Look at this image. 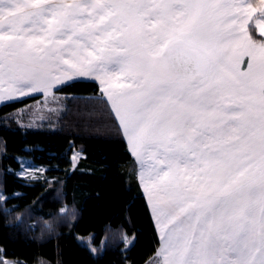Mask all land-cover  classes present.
<instances>
[{"label": "snow or ice", "instance_id": "obj_1", "mask_svg": "<svg viewBox=\"0 0 264 264\" xmlns=\"http://www.w3.org/2000/svg\"><path fill=\"white\" fill-rule=\"evenodd\" d=\"M89 76L141 163L163 264H264V0H0V101Z\"/></svg>", "mask_w": 264, "mask_h": 264}, {"label": "trees", "instance_id": "obj_2", "mask_svg": "<svg viewBox=\"0 0 264 264\" xmlns=\"http://www.w3.org/2000/svg\"><path fill=\"white\" fill-rule=\"evenodd\" d=\"M76 81L58 88L67 108L57 128L6 121L40 95L0 105V193L8 198L0 203V261L146 264L161 240L136 160L99 83ZM76 150L83 155L75 163ZM21 156L46 166L45 177L17 175Z\"/></svg>", "mask_w": 264, "mask_h": 264}, {"label": "rangeland", "instance_id": "obj_3", "mask_svg": "<svg viewBox=\"0 0 264 264\" xmlns=\"http://www.w3.org/2000/svg\"><path fill=\"white\" fill-rule=\"evenodd\" d=\"M251 2H253L254 4H258L259 0H251ZM249 33L250 35H252L253 40H255L257 43L261 42L262 38L259 32H258L259 37L257 36V34L253 33L252 28H249ZM247 65H248V58L244 57L240 65V70L247 71ZM75 79H93L99 83V81L96 80L94 76L83 77V78L76 77ZM60 87L61 86L56 85L47 92L44 91L43 88H41L37 92H29L25 96L19 94L14 95L13 100L27 96H34V95H40V96L32 103L28 104L27 106L22 107L16 110L15 112L11 113L10 115L6 116L7 118L6 121L14 126H20V127L57 128L61 120L62 114L67 108V102H66L67 96L58 91V88ZM100 90L103 96L106 97V95L103 93L102 85H100ZM5 102L7 101H0V105ZM129 147L131 149L130 144ZM82 155L83 153L81 151H77V150L74 151L73 153L74 162L76 163L79 157H81ZM18 159L21 162V169H19L17 173L21 177L29 181L38 180L45 177L47 171L46 166L39 165L36 162H34L31 158L26 156L25 157L21 156ZM137 161L139 160L137 159ZM134 239H135L134 237H131L130 240H128V246L133 243ZM5 262L6 264H21V262L18 260L6 259Z\"/></svg>", "mask_w": 264, "mask_h": 264}, {"label": "crops", "instance_id": "obj_4", "mask_svg": "<svg viewBox=\"0 0 264 264\" xmlns=\"http://www.w3.org/2000/svg\"><path fill=\"white\" fill-rule=\"evenodd\" d=\"M127 139V138H126ZM129 145V144H128ZM134 156V155H133ZM135 158V157H134ZM136 160V176H137V179L139 181V184H140V187L142 189V191L144 192V195L146 197V200H147V203H148V207H149V210H150V213L152 215V218H153V221H154V224L156 226V229H157V232H158V235L160 237V240H161V245H160V248L158 250V252L156 253V255L151 258L146 264H163V257H162V249H163V245H164V241L163 239L161 238V232H160V226L157 224L156 222V216H155V213L153 212L152 210V204L151 202L149 201L148 199V194L144 191V187H143V182L141 181V172H142V167H141V163L140 161H137V159L135 158Z\"/></svg>", "mask_w": 264, "mask_h": 264}]
</instances>
